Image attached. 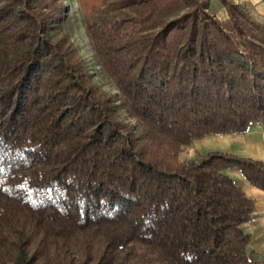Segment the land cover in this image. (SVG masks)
Segmentation results:
<instances>
[{
    "label": "trees",
    "instance_id": "obj_1",
    "mask_svg": "<svg viewBox=\"0 0 264 264\" xmlns=\"http://www.w3.org/2000/svg\"><path fill=\"white\" fill-rule=\"evenodd\" d=\"M221 1L210 35L200 0L85 14L117 101L71 42L64 0H0V264H260L255 201L225 171L264 191V162L178 159L264 122V24Z\"/></svg>",
    "mask_w": 264,
    "mask_h": 264
},
{
    "label": "crops",
    "instance_id": "obj_2",
    "mask_svg": "<svg viewBox=\"0 0 264 264\" xmlns=\"http://www.w3.org/2000/svg\"><path fill=\"white\" fill-rule=\"evenodd\" d=\"M229 3L244 8L250 16L264 24V0H228ZM193 153L207 155L212 152L235 155L264 162V122L255 125L246 134H217L195 140L190 145ZM235 185L255 201V212L250 222L244 225L251 235V245L255 247L257 259L264 255V191L253 186L237 169L225 171ZM257 239V240H256ZM250 245V246H251Z\"/></svg>",
    "mask_w": 264,
    "mask_h": 264
},
{
    "label": "rangeland",
    "instance_id": "obj_3",
    "mask_svg": "<svg viewBox=\"0 0 264 264\" xmlns=\"http://www.w3.org/2000/svg\"><path fill=\"white\" fill-rule=\"evenodd\" d=\"M202 2V8L199 12L200 21L207 35H210V24L213 22L222 24L223 21L229 18L228 4L223 5L221 0H200ZM68 11V27L70 40L79 50L93 76L94 82L99 85L104 91L109 93L115 100L118 101L119 92L113 87L107 80V77L102 72L98 65L94 52L92 50L90 40L86 33L85 27V14L91 13L94 7L98 6L101 0H64ZM180 15L173 18L172 21L177 20ZM212 41L213 38L209 37ZM122 118L129 124L135 125V122L128 119L127 114L122 112ZM193 144V143H192ZM156 151H161L160 146L156 145ZM193 153L191 146L183 147L178 153V159L180 161H188ZM257 240V239H256ZM250 252L256 251L253 245L249 248ZM260 264H264V255L258 259Z\"/></svg>",
    "mask_w": 264,
    "mask_h": 264
}]
</instances>
